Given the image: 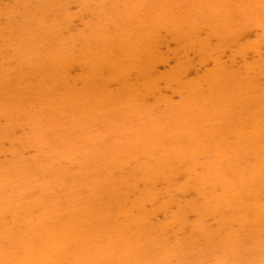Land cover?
Here are the masks:
<instances>
[{"label": "bare ground", "instance_id": "bare-ground-1", "mask_svg": "<svg viewBox=\"0 0 264 264\" xmlns=\"http://www.w3.org/2000/svg\"><path fill=\"white\" fill-rule=\"evenodd\" d=\"M59 1H58V3H59ZM131 1H134V0H131ZM131 1L129 0V2H131ZM135 1H134V3H135ZM137 1H141L139 3H142V0H137ZM149 1H151V0H149ZM159 1L155 0L154 2H158L159 5H161L160 3H162V0H159ZM168 1L169 0H167V2ZM177 1L178 0H176V2ZM182 1L179 0V2H177V5L179 6V8L181 7L180 5L183 4ZM189 1H191V0H188V2ZM192 1H191V5H193L194 2L197 3L196 2L197 0L193 1V2ZM202 1H204V0H202ZM207 1L209 2V0H207ZM221 1L222 0H220V2ZM223 1L227 2L228 0H223ZM229 1H228V3H229ZM246 1L247 0H244V2H243V0H239V1H236L237 3L234 0H233V2L231 1L234 4L236 3L235 5H232L231 2L229 4L223 3V4H225V6H226V4L228 5V7L226 6L228 9L231 5H232V7H234L233 9L231 7L230 8L233 10V11L232 10L231 11L235 13V16H236V14L240 15V16H237L238 17L237 18L234 16V14L232 12L228 14V16L232 15V18L235 17L234 22L229 20L227 16L225 19L223 17L222 18L220 17V18L222 20L224 19L225 21H227V24H229L228 23L229 21H231L232 22L231 24H233V23H236V18H237V21L239 20V17L241 18V16H242L241 13H243L245 18H244V16H242L243 17L242 19H244L243 21L245 23V19L250 16L249 12H247V11H251V9L256 10L258 6L259 7L262 6L264 9V5H261L263 3L257 2L260 0H254L255 2L249 0L248 5H246L247 4ZM261 1H263V0H261ZM66 2L70 3V1H66ZM92 2H93V0H92ZM103 2H104L103 4H105V8L107 7V9H108V6H107L105 0ZM108 2H109V0H108ZM110 2H112V0ZM113 2H118V1L114 0ZM122 2H123V0H122ZM152 2H153V0H152ZM184 2L186 3L187 0ZM210 2H212V0ZM217 2H219V1H217ZM245 2H246V4H245ZM256 2L260 3V5L257 4L256 5L257 7L255 9V7H254L255 5H252V3L256 4ZM34 3L37 4L38 1L37 2L35 1ZM46 3H49V1L48 2L46 1ZM56 3H57V1H56ZM146 3H147V1H146ZM148 3H150V2H148ZM165 3H166V1H165ZM165 3L163 2L161 6H158L156 3H154V5H153L154 8H153V6H151L152 4H146L147 6L150 5L151 8H153L154 12H152L153 10L151 8H149V10H147L148 12L145 11L149 7V6L148 7L146 6L147 8L145 9V4H144L143 9H138V8H142V7H139L136 4H134L135 9L137 8L136 11L134 10L133 7L130 6L132 4V2L128 5L129 7L126 4V6L128 8L126 6H124L125 10H127V9L129 10L130 7L133 8L134 11L131 9V12H133L132 16H129L131 13L129 14L126 11H125V13H127V14L124 15L123 10L121 11L122 15L119 14L120 9H124V8H120V9L117 8L118 13H116L117 11H115L116 10L115 7L111 8L113 10L115 9L113 12L116 14H113V15H115V16L117 14L121 15L118 24H115V23H117V21H113V23H111L112 25L114 24V26H117L116 29L114 27L112 28L110 22H108V25H109V27L111 26V28L107 27L108 30L105 27V26H108L107 24L103 25L105 28L100 26V25H99L100 27H98V25H97L95 28L91 27V29L94 28V29H92L93 32L91 33V35L88 34L89 36L86 35L87 37H85V34H84V35H82V39L81 38L75 39L74 36H71L70 38L74 37V40L71 39V40H69V42H67L68 38H63V34L61 32V30L64 29V25H66L65 24L66 22L64 20L65 18L63 19L64 22H62L60 20L63 25H59L60 23L57 22V24L59 23L58 25L55 23H48V24H44V26H43V24H41V25L38 24V22H37L38 20L36 19L37 17L36 18L32 17L33 19L35 18L34 20H32V21H35L33 23L32 27L33 26L36 27V25H34L35 23L42 27L41 28L40 26H37L38 29L40 27V32H37V33H40L38 35H40L42 40H31V39L28 40V38H30V37H28V33L30 31H28V33L26 34L27 31L26 32L23 31V30H26V27L23 28L24 27L23 26L22 29H20L21 28L20 26L18 27L20 30L23 31V34H25V35H23L19 29H17V30H19L18 33H20V34L15 35V36L13 35L15 38L19 39L20 42H22L21 40L24 41L22 43V45L19 46V48L17 46L18 44L16 45V43H13V41L14 40L17 41V39L14 38V40L11 42L12 44H14L16 46V48L13 46L14 48H12V49L18 48V51H19V54L15 53V55H16L14 58L15 61H13V62H15V64L10 63L6 67L4 62L9 63L8 61H10V60L8 58H6V59H8V61H7L5 58H3V60H5V61L4 62L2 61L3 66H0L1 67L0 68L1 69L0 70V115L1 116L5 115V117L4 116H2V117H4L5 119L7 117L8 122H9V120H11V122H12L17 117V115H18L17 113H18L19 109L24 111L22 108H24L25 105L23 106V104H24L25 100L27 99V96H30L31 97L30 98L31 99L30 100L31 106L29 107V110H28L30 115L27 113L28 116L26 115V118L29 121V123L27 125H30L31 128H30V133H29V128H28L29 134H27L25 132L26 134L23 135L24 137L19 138V139L15 138V136L13 134L15 128L13 129L12 126L11 127H12L13 131H12V129H10L11 127H8V125L6 128L4 127L5 129L4 128L1 129V130H3V129L4 130L1 131V135H0V154H2L4 152L3 148H2L3 145L1 142L3 141V139L5 141L7 139V140L11 141V142L9 141V143H11V145H10L11 147L9 149V152L11 153V155H12L11 157H13V160L16 159L15 157L18 158L19 156H21L22 158L20 159L19 162L17 160L11 162L12 159L10 158L11 163L5 167L3 165H1L3 162L2 163L0 162V204L3 205L0 207V208L3 207V209H0V264H2V262H4V264H9V262L12 263V261H10V260L8 262L5 260V259L10 258L9 257L10 252L7 253L8 248L6 249L5 244H10L11 247L15 246V247H17V249L22 250L24 252V257L21 259L18 258V264H63L62 262L64 261V259H66V260L68 259V262L71 261L72 264H86L88 261L89 262L92 261L95 264H101V262L105 261L104 258L105 257H111L114 254V252L117 251L116 249H118L119 246H121L120 247V253L123 252L125 255H127L130 252V254H132V256L135 255V257H136L135 259L132 257L133 258L132 261H134L137 259V255L139 256V254H137V255L135 254V252H134L135 248L133 250H131L133 245H134L133 243L137 242V241L136 242L133 241L135 239L134 236L135 235L138 236L137 235L138 233L136 234V232L141 231L142 226H143L142 228L144 229V232L148 230V228H145L147 226L144 227V225H146V222H149V220H151L150 218L157 213L155 211L156 207L153 208V206H156L157 204H159L158 206H161V207H158L159 211L158 210L157 211L158 212L161 211V213L164 212V215L166 214L165 210H167L170 207V203L171 204L176 203V201L173 200L174 199V195H173L174 192L180 191L183 194V193L188 192L187 189H190V191L192 190L194 195L197 194L199 196V198H201L200 201L202 202V204L201 205L199 204L200 206L195 207V206L191 205V203H190V208L195 210V212H194L195 215H196V213H198V215L200 216V217L199 216L198 217L201 218V216H205L206 214L209 216L208 213L209 212L211 213L212 210L216 211L213 209L216 205L220 206L221 204H224V203L230 204L232 202L231 200H235V197H237L235 194L230 195L231 192L233 191V188H235V186L233 185V182H230L231 180L228 181L227 179H225V174H224L225 169H223L224 168L223 166H226V168H227V166L230 167L232 165L231 167L235 170L236 164L238 163V161L240 159V155H243L245 157V160H247V159H249V157H248L249 151L253 152V154H254V160L251 159L252 161L246 162L247 165L251 164V169H253V170L249 171L250 168H248L247 170L249 172L246 171V173H244V174L242 173L243 169H242V171H240L241 175L243 174L242 181H244V177L246 178L245 174L248 175L250 173H251V176H250L251 179L254 178V180H250V183L252 181L255 182L258 178L262 179L261 178V176H262L261 172L264 171V109L261 110V114L258 115L257 118L255 117V119L251 118L249 120L250 121V123H248L249 125L244 124V122L243 123L239 122V124H236L235 126L233 124V126H234V127L232 126L233 128L232 127L227 128L226 127L227 125L225 126L226 128H223L224 127L223 125H222L223 127L221 126L222 128H219V126H217L218 128H190L189 126H187V128H181V126H180V128H170V126H169V128H162V126H160V128H147L145 126V128H141V127L140 128H104V131H103V130H100L99 128L94 129V128H90L91 126H89V127L87 126L91 122V119L89 120L88 118H91V117H89L90 116L89 111L92 110V109H90V106L91 105L93 106V104L95 105L94 108H96L97 112H98V113H96V115L94 114L95 115L94 117H97V114H99V115L111 114L108 112V109H106V107L103 106V105L108 104V103H117L118 107L122 111L121 113L123 116L129 117V118H130V116H134V115L139 116L140 114H138V111L141 108H143L142 106H140V102L144 98L143 92L147 91L149 93L153 90L154 93L152 92V94H155V91L157 93H159L160 91H159L158 83H159V81H162V78L165 79V81L164 80L163 81L165 82L167 88L170 87V84H172V82H174L176 84L177 88H179L178 92L180 93L181 98L184 99L185 104H192V107H194L195 105H197L196 104L197 102L198 103L200 102V100H199L200 97H198V95H196L200 92V88H201V87L199 88V86H200L199 82L187 83L189 89L186 90L187 86L185 88L184 85H181V82H182L181 72L182 71H180V70L174 71L171 74H168L166 76H160L156 71L157 64H159V62L161 61L160 59L163 58L159 54L160 51H159V47H158V43H159L158 41L160 38L158 37L159 35L157 34L158 33V31L156 30L157 27L159 29L160 27H163V26L165 27L167 24H169L167 26V28L169 27L168 29H170L169 30L171 33L170 37L175 38L177 41L184 39L183 42H185V39H186L188 44H186L185 46L189 45V46H187L188 48L193 46V45H197L198 47L201 46V48H202L203 47L202 45L205 44V41H204V44H202V41L199 42L200 39H198V37L196 38V36H198V33L195 31L197 29L195 27H194L193 31L196 32V34L194 33V36L196 35L195 38L198 39L197 42L195 40H193V38L191 39V37H190V35H191L190 33L193 32V31H188L189 28H191V26L189 27V25L191 23L190 24L186 23V21H188L189 18H192V16L189 17L190 12L187 11V12H189L187 14V12L186 13L184 12L186 10L183 11L184 12L183 13L184 14L183 21H185V22H183V25L178 27L177 25H174V22H173V21H176L175 23H177L176 18L178 19V17H176V14L174 12H171V8L173 7V9H174L175 8L174 5L176 3L174 4V2H173V5H172L171 0H170L169 4L168 3L165 4ZM178 3H181V4H178ZM199 3H200V1H199ZM29 4H30V2H29ZM40 4H42V3H40ZM40 4H39V8L42 7V6L40 7ZM68 4H65V5H68ZM46 5L48 7L49 4H46ZM58 5L60 6L61 4L59 3ZM97 5H98V3H97ZM110 5H111V3H110ZM112 5H113V3H112ZM112 5H111V7H112ZM169 5H172V6H170L171 7L170 11L168 8ZM191 5H189V6H191ZM202 5H201L202 7L206 6L204 4H202ZM210 5H212V6L216 5L215 7H217L216 0H214L213 4H210ZM210 5H208V6L210 7ZM218 5H220V4H218ZM221 5H222V3H221ZM102 6H99V7L95 6V8L105 9ZM165 6H168V7H166L168 10L165 8ZM212 6H211V8H212ZM225 6H223V7L226 8ZM37 7H38V5H37ZM56 7L57 6L55 5V12H56ZM120 7H122V5ZM155 7H156V10H155ZM157 7L159 9H161V11L158 9L159 14L156 12ZM184 7L185 6L183 5V9H184ZM193 7H194V5H193ZM193 7H189V8H192L191 13L194 12L195 7L194 8ZM252 7H254V8H252ZM259 7L256 11H258L260 9H261V11L263 10L262 8H259ZM64 8H66V7H63V9ZM185 8H187V6ZM199 8H198V10H199ZM220 8L221 7L219 6V7H217L218 10L217 9L216 10L218 12H220V14H221V12L223 13V11H221ZM59 9H61V8L59 7ZM228 9L226 11L230 12V11H228ZM48 10H50V8ZM205 10L206 9H204V13H205ZM256 11H253V12L255 13ZM61 12H63V11H61ZM128 12H130V11H128ZM169 12H171V15H169L171 17L167 16L169 14ZM209 12H210V10H209ZM258 12L260 13V14H257L258 16L259 15L262 16L261 14L264 13V12L261 13L260 11H258ZM52 13H54V12H52ZM226 13L224 12L221 15L224 16V14H226ZM30 14H31V12H30ZM54 14H52V16ZM57 14H58V12H57ZM101 14L103 17V15L105 16L106 12H105V14H104V12H102V13L100 12L99 15H101ZM151 14H152V16L157 14V17H156V15L154 17H152ZM220 14H219V16H220ZM16 15H18V14H16ZM42 15L43 14H41V16ZM107 15H108V13H107ZM113 15L112 16L110 15V17L108 15V17L109 18L115 17ZM119 15L117 16V18L119 17ZM182 15L180 16V18L182 17ZM191 15H193V14H191ZM211 15L212 14H210V16ZM25 16H28V15H25ZM34 16H37V15H34ZM122 16H124V17H122ZM173 16H175V17H173ZM201 16L202 15H199V17H201ZM203 16H204V14H203ZM205 16H206V13H205ZM205 16H204V18H205ZM212 16H214V15H212ZM253 16H255V14ZM253 16L251 15L250 17L252 18ZM21 17H23V16H21ZM106 17H105V19H106ZM199 17L197 19L201 20ZM215 17H216V15H215ZM229 17H231V16H229ZM59 18H61V17H59ZM96 18L98 19V17H96ZM109 18H107V19H109ZM148 18H149V21L147 20ZM204 18H203L202 22L204 21ZM209 18L210 17L208 16V18H205V19H209ZM217 18L218 17H216V19ZM12 19L10 18V20H12ZM25 19H27V17H25ZM46 19H49V18L46 17ZM107 19H106V21H108ZM112 19L114 20V18H112ZM170 19H172L173 21H171ZM255 19L252 18L251 20L257 21L256 24L258 26L259 25L258 22H261V21H258L257 19H261V17L256 18V16H255ZM42 20H40V23H44ZM102 20H104V19H102ZM169 20L171 22H169ZM224 20L222 21V24H223V22H225ZM249 20L250 19L247 18V21H249ZM262 20H263V17H262ZM30 21L26 20L27 23ZM49 21H51V20H49ZM243 21L241 24L242 27H239L240 25L239 26L236 25V24H240L238 22L235 24V28L237 27V31H238V27L242 28V31H244L248 28V24L246 23L247 28L244 27L245 29H243ZM172 22H173V24H172ZM180 22H181V20H180ZM205 22H206V20H205ZM207 22L211 26V23H210L211 21L209 20ZM214 22H217L216 25H218V21H214ZM252 22H250L249 27L252 25L251 24ZM208 23H206L207 25L204 24V26H209ZM19 24L20 23H18V25ZM197 24H196V26H197ZM227 24L225 26L230 25V24L229 25H227ZM261 24H262V22L260 23V26H261ZM12 25L15 26L14 22ZM20 25L22 26V24H20ZM194 25H192V26H194ZM213 25L216 26L215 24H213ZM29 26H31V25L29 24ZM92 26H93V24H92ZM253 26H255V22H254ZM262 26L264 27V25H262ZM10 27H11V25H10ZM32 27H28V29L32 31V29L34 28V27L33 28ZM176 27H178L177 28L178 30L182 31V34H179L177 36L175 35ZM220 27H222V26H219V29H220ZM233 27H234V25H233ZM167 28H165V29H167ZM208 28H211V27H208ZM215 28H213L212 31H211V29H208L211 31L210 32L211 34H214V36L216 35L215 34L216 29ZM235 28H234V30H235ZM38 29L36 28V30H38ZM109 29H111V30L114 29V32L109 30ZM214 29H215V31L213 33ZM219 29H217V31L221 32V30L224 29V27L221 28L220 30ZM225 29H227V28H225ZM52 30L56 31V33L54 32L55 34L54 33L52 34ZM115 30H117L116 33H115ZM159 30H161V28ZM227 30H230V29H227ZM239 30L241 31V29H239ZM34 31H35V28H34ZM88 31H90V29H88ZM240 31L236 32V33L238 34V33H240ZM31 33L30 34L33 36V32H31ZM49 33H50V35H52L50 38H49L50 35H48ZM165 33H167V32H165ZM222 33L224 34L223 31H222ZM233 33H234V31H233ZM219 34L220 33H218V35ZM234 34H233V36H234ZM237 34H235V35H237ZM230 35H232V33ZM22 36L24 38L26 36L27 40L22 39ZM134 37H137V38L135 39L136 42L134 41V43H133L132 39ZM219 37L221 38V36H218V38ZM227 37H226V39H227ZM229 37H231V36H229ZM83 38L85 39L84 42H86L87 44L84 45V43H83L84 46L78 45V46H83V47L81 48V50H79L78 54L76 55L75 54L76 53L75 52V50H76L75 42H78L81 44L82 41L79 42L77 40H80V39L83 40ZM220 38H219V41L223 40V38L222 39H220ZM231 39H233V38L231 37ZM190 40H192V41H190ZM16 41H14V42H16ZM262 41L264 42V40H262ZM187 42H185V43H187ZM224 42L227 43L226 41H224ZM233 42H234V39H233ZM235 43H236V41H235ZM221 44H222V41H221ZM2 46L0 48H3ZM78 46H77V48H78ZM7 47L10 48L9 46H7ZM7 47H5V49H3L4 52H5V50H6V52L9 51V49L8 50L6 49ZM3 50L1 49V52H3ZM244 51H246V50H244ZM15 52H17V51H15ZM241 52H239V53H241ZM12 54L14 55V52H12ZM10 55H11V53H10ZM13 55H11V56H13ZM11 56H9L10 59L14 57V56L13 57H11ZM153 56H156V57H153ZM162 60L164 61V59H162ZM76 65H77V67L78 66L81 67V69H82L81 71H80V67L78 69L82 73L78 72L80 75L78 74V76L72 77L70 75L71 74L70 69ZM220 67H223V66H220ZM254 68L255 67H253V70H254ZM78 69H77V71H78ZM214 71L216 72V70H214ZM154 72H156L160 77H158L157 75H156L157 76L156 77L154 75L156 73H154ZM219 72L220 71L218 69V72H217V74H215V76H212L209 78L210 74H208V76L206 75L208 78H205L202 80L205 81L206 85L211 86L213 84V82L217 80ZM231 72L232 71L229 72V75H231V74L233 75V73H237V72H233V73H231ZM261 72H262V70H261ZM250 73H253V72L250 71ZM246 74H248V73H246ZM232 75L230 77H234V76L238 77L239 72L237 75H234V76H232ZM220 76L226 77L228 75L226 74V76H225L224 72H223V74ZM246 78H248V77H246ZM248 79L250 80L251 78H248ZM233 80H235V79H233ZM236 80H237V78H236ZM254 80L253 81L250 80V81H252L251 83H249L247 80L246 81L252 85ZM203 82H200V83H203ZM228 82H229V80L227 81V83ZM243 82H245V80ZM257 82H255V83H257ZM112 83H115V86H116V88L113 90H111V88H110V85ZM78 84H80V86ZM228 84H226V83H224V84L222 83L221 85L216 84L217 87L215 88V86H214V88H215L214 92L210 91V93L211 92L213 94L215 93V96L211 93L213 98H215L217 96V98L221 100V98H223L222 91L226 87V85H228ZM230 84L232 85V83H230ZM242 85L243 84H241L240 87ZM251 85H249V86H251ZM255 85H257V84H255ZM234 87H235V85H234ZM209 88L212 89V87H209ZM226 88L224 89L225 91L227 90ZM244 89H245V87H244ZM256 92L257 91L254 92V95ZM28 93H29V95H27ZM141 93L143 95L142 99H141ZM248 93L249 92H247V94ZM257 94L262 95L261 92L260 93L257 92ZM147 95H150V93ZM25 97H26V99H25ZM142 102H143V100H142ZM167 104H169V103L167 102ZM21 105L23 107H21ZM220 105H222V104L220 103ZM143 106H145V105H143ZM258 106H256V107L258 108ZM254 107H252L251 109H253ZM215 108H216V106L214 107V110H215ZM208 111H213V110L209 107ZM145 112H146V110H145ZM148 112H149V110H148ZM150 112H151V109H150ZM20 114H22V112H20ZM164 114L168 115V113H166V112ZM146 115H147V113H146ZM158 116H159V114H158ZM171 116L172 115H170V118H171ZM94 117H93V119H94ZM154 117H152V118H154ZM230 117H231V115H230ZM156 118H157V116H156ZM156 118L154 120H156ZM167 118L170 119L169 117H166V119ZM16 120H14V121H16ZM88 120H89V122H88ZM154 120H153V122H154ZM172 120H173V118H172ZM14 121L12 123H14ZM23 121H24V124L21 121H18V123L21 122L20 123L21 125H25L27 123V121H25V120H23ZM80 121H82V122H80ZM159 122L160 121H158L157 123L159 124ZM10 123H8V124L10 125ZM12 123H11V125H12ZM18 123L17 124L14 123L13 125L18 126L19 125ZM152 123H150V124H152ZM157 123H155V124H157ZM147 124H145V125H147ZM5 125H6V123H5ZM102 125H103V123H102ZM171 126H172V124H171ZM104 127H105V125H104ZM154 127H156V125H154ZM165 127H167V124ZM9 130H11V133L13 132L11 134V136H9V134H10V133H8ZM27 135H29V136H27ZM54 136H55V138H54ZM30 144H32L31 147L28 146ZM27 148L33 149V153L35 154L33 157L30 156L32 158L30 163H27L30 160L28 157H26V158H28V160L27 159L24 160L23 158H25V157L22 156L23 155L22 150L27 149ZM5 151H7V150H5ZM249 156H250V153H249ZM4 157H6V156H4ZM0 158H1V156H0ZM60 159H63L62 160L63 162ZM128 159L129 160L131 159V163H132V161L135 163L132 164V166H127V167H132V168H129L127 170H132L133 165L136 164L135 169L138 172L140 171L139 172L140 174H137V176H139V180H145L146 179L148 181H153L154 179H157L158 182L161 180L166 181V182H165V184L162 183L164 185L162 186V188H160V191L158 188L155 189L157 186L156 185L154 189L153 188L149 189L152 191V193H146L145 192L146 190H136V189L134 190V188L136 186L138 187V189L141 188V186H140L141 183L138 184L139 181H134L135 180L134 178H136V176H134V178H133L134 180L132 179V177H130L132 180L131 181L132 184H133V182L134 183L136 182L135 186H131L132 184H130V182H129L131 188H130V186L128 187V188H130V191L128 190L129 193H131V194L136 193L134 195L138 194V198L136 197L137 199H135V201H133V202L130 201V203L132 202L131 205L136 209V212L133 211L132 213H130V211H129V213H128L126 207H124V205L121 204L126 209V210L125 209L124 210L127 213L126 214L124 213L125 214L124 218L126 220H123L124 218L122 219L121 216H120V219H121L120 220L118 217H116L117 216L116 213L113 215L111 213L112 210L114 211V208H113L114 204L115 203L117 204L118 201L116 200L117 202H115L114 204H111V203L115 198L118 199V197H115L114 195H117V191L120 190V188H122L121 186H123L122 184H125V182H126V185L128 184L127 183L128 178L125 177L128 174H125V176H124L122 174V172L124 170L123 169H122L123 171L121 170L122 166H125L126 163L128 162ZM0 161H1V159H0ZM4 162L6 164V160ZM60 163H63V165L65 163L67 165V169H65L64 167H63L64 169H62V170L57 169L56 166H58V164H60ZM69 165H74V167H72V166L69 167ZM75 166H76V168H75ZM73 168H75V170H77V173L72 174V172H71V174H69L70 173L69 169L72 170ZM136 170L134 171L135 173L137 172ZM116 171H119L118 172V174H119L118 178H116V176H114V173ZM244 171H245V169H244ZM73 172H75V171H73ZM66 173L69 174L72 178H70V177L68 178V176H67L66 179H69V180H66L64 183ZM135 173H133V175H136ZM115 174L117 175V173H115ZM180 175H181V177L185 178L184 179L185 183L178 185L177 179L178 178L180 179V177H178V178H176V177L180 176ZM182 175H184V176H182ZM122 176H124L126 178V181H125V178L123 179ZM234 177L235 176H233L232 178H234ZM70 179H71V182H70ZM235 179H236V177H235ZM247 179H245V181H247ZM232 181H233V179H232ZM66 182H67V184H66ZM155 183H157V182L155 181ZM260 183L263 184V182H260ZM160 184L161 183L159 182V185ZM238 184L239 183L237 181L236 185H238ZM242 184H243V182H242ZM256 184H254V185H256ZM262 184H261V187L263 186ZM55 187L58 189L57 192H55V190H56ZM257 188H258V186H257ZM6 189L10 190L11 195L5 196ZM31 190H33V191L38 190L40 195L39 196L37 195L38 191L36 192L37 194L32 191V194L34 193L35 194L34 196H38V197H36V199H35V197L30 199L29 194L31 195V193H30ZM217 190H219L220 193L216 194L215 192ZM53 191L55 194H57L56 196L54 195L55 197L52 196L54 193L52 195L51 194L47 195L48 192L52 193ZM76 191H80V192L79 193L77 192L78 193L77 194ZM262 191L260 192V195L262 193H264ZM102 192H106V193L108 192V194H106V196L108 195L106 200H104L105 198L104 199L100 198V200H99L98 196ZM111 193H113V194H111ZM238 193H237V195H238ZM242 193L244 194V196L247 195V193L245 194V191ZM239 194H241V192ZM50 195H51V197H50ZM118 195H119V193H118ZM253 195L251 197H253ZM103 196L105 197V195H103ZM119 196H121V195H119ZM131 196H130V198H131ZM157 196H159V197L157 198ZM160 196H162V197H160ZM185 196L187 198L189 197L187 195H185ZM171 197L173 199H171ZM248 197H249L248 198V200H249L250 195ZM119 198H121V197H119ZM159 198H162V199L165 198L164 201L161 199V201L164 202V204H163V202H161L163 205H160V203H157V204L155 203L157 199L160 200ZM181 198H183V197H181ZM240 198H241V196H240ZM257 198L259 200L260 197L258 196ZM127 199H128V197H127ZM244 199H246V201H248L247 198L244 197ZM244 199L242 198V200H244ZM255 199H256V197H255ZM198 200H199L198 198L195 199V201H198ZM200 201H198V202L200 203ZM126 202H128V201H126ZM61 203H64V204H61ZM234 203L236 204V202H233V204ZM108 204H111V206L110 205L109 206H110V208L112 207L113 209L112 208H111V210H110V208L107 209ZM195 204H197V203H195ZM261 204L263 205V201ZM14 205H16V207H14L15 211H16V213H13L14 216H18L19 210H20V212L24 211V213L26 214L24 217H22L20 219L17 217L16 219H19L17 221L20 224V228L22 227V224H24V226L22 228H24V227L26 228L27 234H25L24 232L23 233L21 232V236L12 235V232L14 230L13 229L14 227H12V225L10 223V221H12V220L8 219L10 221L7 222L6 221L7 218L5 216L3 217V215H5L8 212V208L9 207L13 208ZM35 205H38V206L40 205L41 209L43 210L42 215H38L36 222H34L36 217H33L32 212H28L25 209V208H27V206H29L28 207V210H29L31 208V206L33 207ZM125 205H127V204H125ZM146 205H149L151 207L150 208L151 210H148V212H146L144 209L146 207ZM182 205H184V204H182ZM262 205H261V207H259V210L262 208ZM20 206H23L25 210L19 209ZM122 206H121V208H122ZM177 206H179V205H177ZM221 206L224 207L225 205H221ZM247 206L245 205L244 208H246ZM229 207H230V205H229ZM119 208H117V209L119 210ZM159 208H161V209H159ZM216 208H217V206H216ZM186 209H188V207ZM253 209L254 208H252V210ZM109 210L111 212H109ZM121 210L119 212L124 211V210H122V211ZM130 210H131V208H130ZM240 210H241V208H238V210H236L235 208L234 209L232 208L231 211H235L237 214ZM244 211H245V209L241 210L240 213H243ZM204 212L206 214H204ZM263 212H264V210H263ZM34 213H37V212H34ZM184 213H186V212H184ZM188 213H189V211H188ZM249 213H251V212H249ZM9 214L10 215H8V216H11V212ZM220 214H224V213L220 212ZM255 214L256 215L259 214V211L256 212ZM114 215H116V216L114 217ZM189 215H191V214H189ZM189 215H188V217H185V215L183 216V217H185V221L188 218H190ZM224 215H226V214H224ZM260 215H261V213H260ZM109 216L112 217V221L109 220V218H111ZM183 217H181V218H183ZM196 217H197V215H196ZM210 217H211V215L209 216V218ZM213 217H214V215H213ZM218 217H219V214H218ZM221 217H224V216H220V218ZM241 217H243V216L241 215ZM107 218H108V221H107ZM166 218L167 217H165V219ZM174 219H176V218H174ZM195 219H197V218H195ZM201 219L203 220V218H201ZM210 219H212V218H210ZM225 219L227 220L226 221V223H227L229 220L227 219V217ZM55 220L58 222V223H55L56 226L64 227L63 223H67L65 225V227L69 228V230L68 229L67 230L70 231V233L68 234V239H67V240H69L68 243H70V245H72V249L75 248V244L77 242L80 244V246H78L76 244V248H78L77 253L76 252L73 253L74 252V250H73V252H72L73 254H71L70 253L71 248L69 247L70 248L69 249L70 255L64 253V254H66V256L67 255L68 256L63 257L64 255L61 254L60 250H62L61 248H63L62 246H63L64 242H62V244L60 245L59 248L56 247L55 245H53L54 236L52 234H51L52 236H50L49 232L51 231V228L54 225L53 222ZM152 220L154 221L155 219L153 218ZM253 220H255V219L253 218ZM17 221H15V223H17ZM180 221H182V220H180ZM183 221H184V219H183ZM196 221H198V220H196ZM199 221H200V219H199ZM221 221H222V218H221ZM223 221H224V219H223ZM152 222H151V224H152ZM154 222H156V221H154ZM234 222L232 220L231 225ZM180 223L181 222H179V224ZM204 223L201 222V225L206 226V224H204ZM206 223H208V222H206ZM91 224H96V225L91 226ZM188 224H189V222L187 223V225ZM176 225H177V222H176V224H174V227H176ZM240 225H241V223H240ZM17 226H15V227H17ZM185 226H183L182 228H185ZM203 226H202V229L201 228H199V229L203 230V228H204ZM155 227H156V225L154 226V228ZM168 227H169V225H168ZM177 227H178V225H177ZM199 227H201V226L199 225ZM233 227H235V226H233ZM236 227H238V226H236ZM20 228H18V229H20ZM130 228H132V229L130 230ZM179 228H180V226H179ZM192 228H193V226H192ZM221 228H223V227H221ZM174 229L176 230L177 228H173L172 230L175 231ZM205 229L207 231L208 228L205 227L204 230ZM188 230H190V228ZM20 231H21V229H20ZM173 231H171L170 233L171 234L174 233ZM14 232H15V230H14ZM16 232H18V231H16ZM53 232H56V231H53ZM179 232H182V230L181 231L179 230ZM186 232H187V230H186ZM186 232H184V233H186ZM245 232H246V230H245ZM164 233H166V232H164ZM167 233H169V231ZM239 233H240V231H239ZM56 234L60 235V238H61L62 233L58 232ZM148 234H151V233L149 232ZM155 234H157V233H155ZM169 235H168V237H169ZM173 235L174 234H172V238H174ZM179 235H181V234L179 233ZM146 236L150 237L147 234H146ZM151 236H152V234H151ZM155 236H158V235H155ZM231 236H233V235H231ZM231 236H230V238H231ZM64 237H66V236L64 235ZM178 237L179 236H177V238ZM209 237H207V238L209 239ZM132 238H134V239H132ZM139 238H140V236H139ZM164 238H166V240H164ZM164 238H163L164 241H167L169 239L172 240V238L168 239L166 236ZM137 239H135V240H137ZM192 239H193V237H192ZM139 240L142 241L144 239L142 238V240L141 239H139ZM180 240H182V239L180 238ZM131 241H133V243H132L133 245L131 244ZM145 241H147V238H145ZM187 242H188V238H187ZM214 242H212V243H214ZM252 242H253V240H252ZM68 243H67V245H68ZM153 243L154 242H152V244ZM159 243H163V241L159 242ZM167 243L164 245H167ZM189 243H190V241H189ZM189 243H187L186 246H188ZM192 243H193V241L189 245H192ZM139 244H142V243H139ZM149 244H148V246H149ZM175 244H176V241H175ZM180 244H178V245H180ZM70 245H68V246H70ZM73 245H74V247H73ZM170 245H171V243H170ZM10 246H8V247H10ZM134 246L137 248V244ZM175 246H176V248H178L177 245H175ZM145 247H147V246H145ZM160 247H161V244H160ZM160 247L158 248V250L160 249ZM223 247H224V245H223ZM150 248H146L147 250L149 249L148 257H150L149 255L152 254L151 253L152 247L150 246ZM155 248H157V246H155ZM168 248L169 247H167V249ZM174 248L175 247L173 246L174 251L179 249V248L178 249H176V248L174 249ZM63 249H65V247ZM181 249H182V247H181ZM225 250H226V248H225ZM165 251H167V250H164V252ZM179 251H180V249L178 250V252ZM145 252H142V253H145ZM155 252H157V251H155ZM6 253L8 255H6ZM149 253H151V254H149ZM158 253H159V251H158ZM158 253L153 255L154 258L156 255L158 256ZM161 253L162 252L160 251L159 254L161 255ZM196 253H198V252H196ZM125 255H124V257H125ZM129 255H128L127 259H130ZM7 256H8V258H6ZM115 256H116V254H115ZM144 256H145V254H144ZM178 256H180V255H178ZM237 256H238V254H237ZM140 257L141 256H139L138 259ZM173 257L175 259H177L176 258L177 256L176 257L173 256ZM188 257H189V255H188ZM101 258L104 261H102ZM164 258H167V257H164ZM123 259H125V258H123ZM127 259H126V261H127ZM161 259H160V261H161ZM182 260H184V259L182 258ZM185 260H186V258H185ZM108 261L109 260H107V262ZM132 261H130V262H132ZM141 261L143 263H137V264H148L143 259H141ZM162 261H163V259H162ZM172 261H174V260H172ZM202 261H203V259H202ZM134 262L136 263L137 260ZM134 262H132V264H134ZM157 262H158V260H157ZM198 262H201V261H198ZM227 262H228V260H227ZM104 263H106V262H104ZM65 264H68V263H65ZM88 264H91V262ZM163 264H164V262H163ZM174 264H175V261H174ZM196 264H197V262H196Z\"/></svg>", "mask_w": 264, "mask_h": 264}, {"label": "rangeland", "instance_id": "rangeland-1", "mask_svg": "<svg viewBox=\"0 0 264 264\" xmlns=\"http://www.w3.org/2000/svg\"><path fill=\"white\" fill-rule=\"evenodd\" d=\"M25 3H24V2ZM28 3H27V2ZM37 2L38 1V3L36 4V3H34V2ZM46 1L48 2L49 1V3H46ZM52 1V0H51ZM50 0H0V47L2 46L3 48H0V66H3L2 65V63L5 61V60H3V58H8L10 61H8V59H6L9 63H5L4 62V64H5V66L7 67L10 63H14L15 64V62H13V61H15V53L16 54H19V51H18V48H19V46H21L22 45V43L24 42L23 40H21L22 42H20L19 41V39H17V38H15L14 36L15 35H18V34H20V33H18L19 32V30L20 29H22V27L23 28H25L26 27V30H23L24 32H26V34L28 33V31H30L29 33H28V37H30V38H28V40H42L41 39V37H40V35H38V34H40V33H37V32H40V25L41 24H43V26H44V24H48V23H55V24H57V22H59L58 24L59 25H63L62 23H61V21L62 22H64V20H65V24L67 25H64V29L63 30H61V32H62V34H63V38H68V40H67V42H69V40H74V37H75V39L76 38H81L82 39V35H84L85 34V37H87L86 35H88V34H90L91 35V33L93 32L92 31V29H94L97 25H98V27H100V26H102V27H104L103 25H108V22H110V24L111 23H113V21H117V23H115V24H118V22H119V20H120V17H121V15H122V13H121V11L123 10V12H124V15L125 14H127V13H131L129 16H132V13L133 12H131V9L133 10V8H134V10L136 11L137 10V8L135 9V7H134V4H136L137 6H139V7H142V8H138V9H143L144 8V4L146 3V1H147V3L146 4H152L151 6H153L154 5V3H156L158 6H161L162 5V3L164 2L165 3V1H166V3H168L169 4V2H170V0L167 2V0H162V3H160L161 5H159V3L158 2H154L155 0H153V2H152V0L151 1H149V0H142V3H139V2H141V1H135V3H134V1H131L132 2V4L130 5L131 7H133V8H131L130 7V9L128 10H125V8H124V6H126V4H127V6L131 3V2H129V0H123V2H122V0L120 1V0H116V1H118V2H113L114 0H112V2H110L111 0H109V2H108V0L106 1L105 0V2H106V4H107V6H108V9H107V7L105 8V4H103L104 2V0H93V2H92V0H53L52 2H51ZM55 1V2H54ZM56 1H57V3H56ZM58 1H59V3L61 4L60 6L58 5L59 3H58ZM66 1H70V3L68 4ZM156 1H159V0H156ZM182 1V0H181ZM184 1H186V0H183L182 2H183V4L182 5H180L181 7L179 8V6L177 5V2H179V0L176 2V0L174 1H172L171 0V4L173 5V2H174V7L177 9H173V7L171 8L170 6H172V5H169V7L168 6H165V8L166 7H168L169 8V11H170V8H171V12H174L175 14H176V17H178V19L176 18V20H177V23L179 24H177V23H175L176 21H173L172 19H170L171 21H173L174 22V25H177L178 27L179 26H181V25H183V22H185V21H183V16H184V12L186 13L187 11H189V12H187V14L189 13V17L190 16H192V18H189L188 19V21H186V23H188V24H190L189 25V27L191 26V28H189V30L188 31H193L194 30V27L195 28H197L195 31L198 33V36H196V38L198 37V39H200V41L199 42H201L202 41V44H204V41H205V44L204 45H202L203 47L201 48V46L200 47H198L197 45H193V46H191V47H187V46H189V45H187V46H185L186 44H188V42H187V40L185 39V42H187V43H185V42H183V40L184 39H181V40H179V41H177L175 38H172V37H170V35H171V33H170V29H168L167 28V26L169 25V24H167L165 27L163 26V27H160L161 28V30H159L158 29V27L156 28V30L158 31V37L160 38L159 39V43H158V47H159V51H160V56L161 57H163L162 59H164V61L162 60V59H160L158 62H159V64H157V67H156V71H157V73L160 75V76H166V75H168V74H171L172 72H174V71H182L181 72V79H182V82H181V85H184V87L186 88V86H187V88H186V90H188L189 88H188V84L187 83H195V82H199V84H200V86H199V88H200V92L198 93V94H196V95H198V97H200L199 98V100H200V102L198 103H196L197 105H195L194 107H192V104H185V101H184V99L183 98H181V95H180V93L178 92V90H179V88H177V86H176V84L174 83V82H172V84H170V87L169 88H167L166 87V84H165V79H163L162 78V81L164 82H162V81H159V83H158V85H159V93H157L156 91H155V94H152V92L154 93V91L152 90L151 92H149L150 93V95H147V94H149L147 91H145L143 88V90L147 93H145V92H143V94H144V96L142 95V93H141V99H142V96L145 98H143L142 100H143V102H142V100H141V102H140V106H142L143 108H141L139 111H138V114H140L139 116H136V115H134V116H130V118L129 117H126V116H123L122 115V111H121V109L118 107V104L117 103H108V104H105V105H103V106H105L106 107V109H108V112L109 113H111V114H108V115H99V114H97V117H94L95 115H96V113H98L97 112V109L96 108H94L95 107V105L93 104V106L91 105L90 106V109H92V110H90L89 111V114H90V116L89 117H91V118H88L89 120L91 119V122L87 125L88 127L89 126H91L90 128H99L100 130H103L104 131V128H145V126L147 127V128H160V126H162V128H169V126H170V128H180V126H181V128H187V126H189L190 128H218L217 126H219V128H222L223 126V128H229V127H232L233 126V124H234V126L236 125V124H239V122H241V123H243L244 122V124H248V123H250V119L251 118H253V119H255V117L257 118V116L258 115H260L261 114V110H263L264 109V42L262 41V40H264V27L262 26V25H264V13L263 14H261L262 16H258L257 14H260L258 11H260L261 13L262 12H264L263 10V7L262 6H258L259 8H262L263 10L261 11V9L260 10H258V11H256L257 9H258V7L256 6L257 4H259L260 5V3L262 2L263 4H261V5H264V0L263 1H257V2H260V3H257L256 2V4L254 3H252V5H255L254 7H255V9H256V7H257V9L256 10H252L251 8V11H247V12H249V15L251 16H253L254 14H255V16H256V18H260L261 17V19H257L258 21H261L262 22V24H261V26H260V23L261 22H258V26H257V21H253V20H251L252 18L253 19H255V16H253L252 18L249 16V17H247V18H249L250 20L249 21H247V18L245 19V23H244V19H242L243 17L242 16H244V14L243 13H241L242 14V16H241V18L239 17V20L237 21V16H240V15H238V14H236V16H235V13L234 12H232L233 10V8L234 7H232V5H235L237 2L236 1H239V0H234L236 3L234 4V3H232L233 2V0H228L229 1V3L231 2V8L229 7V9L227 8L228 7V5L226 4V6H225V4H223V3H228V1L227 2H225V1H221L220 2V0H216V3H217V7H221L220 9H221V11H223V13L225 12H227L226 10L228 9V11H230V12H227L226 14H224V16H222L221 14H223L222 12H221V14H220V12H218L217 10V7H215L214 5L212 6V5H210V4H213V2H214V0H212V2H210L211 0H209V2L207 1V0H204V1H202V0H193V1H196L197 3H193V5H194V7H195V9H194V12L193 13H191L192 12V8H189V7H193V5H191V1H189L188 2V0H187V2L189 3H185ZM192 1V2H193ZM199 1H200V3H199ZM206 1V2H205ZM217 1H219V2H217ZM251 1H253V2H255L254 0H251ZM29 2H30V4H29ZM33 2V3H32ZM42 3V4H40V3ZM98 3V5L99 6H102L103 8H105V9H100V8H95V6H97V7H99L98 5H97V3ZM100 2V3H99ZM125 2V3H124ZM145 2V3H144ZM148 2H150V3H148ZM160 2V1H159ZM181 2V3H182ZM243 2H244V0H243ZM246 2H247V4H246ZM245 2V4L246 5H248V3H249V0H247ZM27 3V4H26ZM54 3V4H53ZM110 3H111V5H112V3H113V5H112V7H111V5H110ZM118 3V4H117ZM120 3V4H119ZM123 3V4H122ZM165 3V4H166ZM181 3H178V4H181ZM185 3V4H184ZM221 3H222V5H221ZM228 3V4H229ZM25 4V5H24ZM39 4H40V7L41 8H39ZM46 4H49L48 5V7H47V5ZM52 6H51V5ZM65 4H68V5H65ZM117 4V5H116ZM145 4V11H147V10H149V8H151V6L150 5H146ZM155 4V5H156ZM164 4V5H165ZM167 4V5H168ZM187 4V5H186ZM202 4H204V5H206V6H204V7H202L203 5ZM215 4V3H214ZM218 4H220V5H218ZM29 5V6H28ZM37 5H38V7H37ZM55 5L57 6L56 7V12H55ZM63 5V6H62ZM122 5V7H120ZM133 5V6H132ZM183 5L186 7L187 6V8H185L184 7V9H183ZM189 5H191V6H189ZM202 5V6H201ZM208 5H210V7L208 6ZM251 5V6H252ZM25 6V7H24ZM110 6V7H109ZM126 6V7H127ZM147 6V7H146ZM178 6V7H177ZM211 6H212V8H211ZM223 6H225L226 8H224ZM28 7V8H27ZM59 7L61 8V9H59ZM63 7H66V8H64L63 9ZM116 8V10L115 11H117L116 13H118V9H120V8H124V9H120V12H119V14H121V15H119V14H117L116 16L115 15H113V14H116V13H114L113 11V9H111V8ZM129 7V6H128ZM127 7V8H128ZM193 7V8H194ZM200 7V8H199ZM223 7V8H222ZM254 7H252V8H254ZM50 8V10H48ZM88 8V9H87ZM118 8V9H117ZM153 8H154V6H153ZM153 8H151L152 10H153ZM182 8V9H181ZM198 8H199V10H198ZM42 11H41V10ZM60 11H59V10ZM86 9V10H85ZM150 9V10H151ZM158 7H157V13H158ZM167 9V8H166ZM181 9V10H180ZM190 9V10H189ZM204 9H206L205 10V13H206V16H205V13H204ZM217 9V10H216ZM219 9V10H220ZM223 9V10H222ZM95 12H94V11ZM100 10V11H99ZM108 10V11H107ZM133 10V11H134ZM155 10H156V7H155ZM160 11H161V9H159ZM168 10V9H167ZM166 10V11H167ZM180 10V11H179ZM184 10H186V11H184ZM202 10V11H201ZM209 10H210V12H209ZM225 10V11H224ZM232 10V11H231ZM48 11V12H47ZM61 11H63V12H61ZM92 11V12H91ZM112 11V12H111ZM125 11L127 12V13H125ZM128 11H130V12H128ZM144 11V12H145ZM177 11V12H176ZM184 11V12H183ZM201 11V12H200ZM253 11H256L255 13L253 12ZM30 12H31V14H30ZM33 12V13H32ZM35 12V13H34ZM52 12H54V13H52ZM57 12H58V14H57ZM100 12L102 13V12H104V14H105V12H106V14H105V16L103 15V17H102V14L101 15H99L100 14ZM148 12V11H147ZM152 12H154V10L152 11ZM151 12V13H152ZM171 12H169V14L167 15V16H169V15H171ZM233 13L234 14V16L235 17H237L236 18V23L238 22V23H240V24H236V23H233V24H231L232 22H234L235 20H234V18L235 17H233L232 18V15H229V16H231V17H229L228 16V14L229 13ZM251 12V13H250ZM8 13V14H7ZM43 14L42 16H41V14ZM51 13V14H50ZM61 13V14H60ZM63 13V14H62ZM93 13V14H92ZM99 13V14H98ZM107 13H108V15H109V17H110V15L112 16H115V17H111V18H109L108 17V15H107ZM150 13V12H149ZM164 13V12H163ZM173 13V14H174ZM178 13V14H177ZM220 14V16H219V14ZM239 13V14H240ZM254 13V14H253ZM16 14H18V15H16ZM22 14V15H21ZM28 15V16H25V15ZM39 14V15H38ZM52 14H54L53 16H52ZM86 14V15H85ZM92 14V15H91ZM136 14V13H135ZM134 14V15H135ZM159 14V13H158ZM162 14V13H161ZM180 14V15H179ZM183 14V15H182ZM191 14H193V15H191ZM203 14H204V16H205V18H208V16L211 18H209V19H205L204 18V16H203ZM210 14H212V15H214V16H210ZM12 15V16H11ZM30 15V16H29ZM33 15V16H32ZM34 15H37V16H34ZM52 17H51V16ZM62 15V16H61ZM95 15V16H94ZM119 15V17L117 18V16ZM154 15V14H153ZM156 15V17H157V14H155ZM154 15V16H155ZM163 15V14H162ZM182 15V17L180 18V16ZM199 15H202L201 17H199ZM215 15H216V17H218L217 19H216V17H215ZM246 15V14H245ZM21 16H23V17H21ZM50 16V17H49ZM94 16V17H93ZM107 16V17H106ZM151 16H152V14H151ZM154 16H152V17H154ZM159 16V15H158ZM161 16V15H160ZM226 16L228 17V19L229 20H231V21H229L228 23L230 24H227V21H225L224 19L226 18ZM258 16V17H257ZM25 17H27V19H25ZM29 17V18H28ZM32 17H37L36 19L38 20H36L37 22H38V24H40V25H38V24H34V25H36V27L35 26H33L34 28H35V31H34V28L32 27V25H33V23L35 22V21H32V20H34ZM40 17V18H39ZM46 17L47 18H49V19H46ZM59 17H61V18H59ZM96 17H98V19L96 18ZM105 17H106V19L107 18H109V19H107L108 21H106V19H105ZM122 17H124V16H122ZM169 17H171V16H169ZM173 17H175V16H173ZM200 18L201 20H198L197 18ZM223 17L224 19V21L225 22H223V24H222V19L221 18ZM262 17H263V20H262ZM10 18L12 19V20H10ZM32 18V19H31ZM55 20H54V19ZM59 18V19H58ZM65 18V19H64ZM112 18H114V20L112 19ZM180 18V19H179ZM203 18H204V21L202 22V20H203ZM244 18H245V16H244ZM43 19V20H42ZM59 21H58V20ZM64 19V20H63ZM102 19H104V20H102ZM216 19V20H215ZM222 21H221V20ZM233 19V20H232ZM241 19V20H240ZM18 20V21H17ZM26 20L27 21H30V22H26ZM40 20H42L44 23H40ZM49 20H51V21H49ZM61 20V21H60ZM148 21H149V18L147 19ZM169 20V22H171ZM180 20H181V22H180ZM205 20H206V22H205ZM211 21L210 23H211V26L209 25V23L207 22V21ZM221 22H220V21ZM256 20V19H255ZM17 21V22H16ZM20 21V22H19ZM97 21V22H96ZM100 21V22H99ZM103 23H102V22ZM112 21V22H111ZM199 21V22H198ZM201 21V22H200ZM213 21V22H212ZM214 21H218V25H216V23L217 22H214ZM242 21H243V29H245L244 27H246V25L248 24V28L246 29V30H244V31H242V28H239V27H242L241 26V24H242ZM253 21V22H252ZM10 22V23H9ZM13 22H14V24H15V26L14 25H12L13 24ZM107 22V23H106ZM173 22H172V24H173ZM205 22V23H204ZM220 22V23H219ZM250 22H252L251 24V26L249 27V25H250ZM254 22H255V26H253V24H254ZM12 23V24H11ZM18 23H20V24H22V26L19 24L18 25ZM95 23V24H94ZM98 23V24H97ZM198 23V24H197ZM206 23H208V25L209 26H204V24H206ZM215 24L216 26H214L213 24ZM227 25H229V26H225L226 24ZM247 23V24H246ZM10 24L11 25V27H10V25L8 26V25ZM27 24V25H26ZM29 24L31 25V26H29ZM57 24V25H58ZM92 24H93V26H92ZM102 24V25H101ZM195 24V25H194ZM196 24H197V26L199 27H197L196 26ZM200 24V25H199ZM235 24L237 25V26H239L238 27V31H237V27L235 28ZM245 24V25H244ZM18 25V26H17ZM95 25V26H94ZM100 25V26H99ZM192 25H194V26H192ZM202 25V26H201ZM207 25V24H206ZM213 25V26H212ZM232 25V26H231ZM233 25H234V27H233ZM5 26V27H4ZM14 26V27H13ZM17 26V27H16ZM21 27L20 29L18 28V27ZM37 26H40L39 27V29H38V27ZM90 26V27H89ZM111 26H112V28L114 27L115 29L117 28V26H114V24L112 25L111 24ZM111 26L109 27V25L108 26H105L106 27V29L108 30V28L107 27H109V28H111ZM218 26V27H217ZM219 26H222V27H220V29L221 28H223L224 27V29H222L221 30V32L219 31H217V29H219ZM253 26V27H252ZM9 27V28H8ZM16 27V28H15ZM28 27H32L33 29H32V31L31 30H29L28 29ZM91 27H94V28H92L91 29ZM104 27V28H105ZM178 27H176V32H175V35L177 36V35H179V34H182V31H180V30H178L177 28ZM207 27V28H206ZM208 27H211V28H208ZM215 28L216 29V31H215V29L213 30V33H214V31L216 32L215 34V36H214V34H211L210 32L212 31V29L213 28ZM260 27V28H259ZM36 28L39 30H36ZM42 28V27H41ZM68 28V29H67ZM165 28H167V29H165ZM205 28V29H204ZM225 28H227V29H230V30H227V29H225ZM234 28H235V30H234ZM17 29H19V30H17ZM88 29H90V31H88ZM203 29V30H202ZM208 29H211V31L210 30H208ZM219 29V30H220ZM239 29H241V31L239 30ZM109 30H111V29H109ZM198 30V31H197ZM21 32H22V34H23V31L22 30H20ZM111 31H113L114 32V29L113 30H111ZM116 31L117 30H115V33H116ZM136 31V30H135ZM195 31H193L192 33H190L191 35H190V37H191V39L193 38V40H195L196 42H197V40L198 39H196L195 38V36H194V33L196 34V32ZM222 31L224 32V34L222 33ZM232 31V32H231ZM233 31H234V33L235 34H237L236 32H239L240 31V33H238L237 35H235L234 33H233ZM31 32H33V36L31 35L32 33ZM56 33V31H54V30H52V34L53 33ZM89 32V33H88ZM165 32H167V33H165ZM232 33V35H230L231 33ZM31 33V34H30ZM54 33V34H55ZM160 33V34H159ZM208 33V34H207ZM218 33H220L219 35H218ZM35 34V35H34ZM37 34V35H36ZM193 34V35H192ZM211 36H210V35ZM228 36H226V35ZM233 34H234V36H233ZM14 35V36H13ZM23 35H25V34H23ZM48 35H50V33L48 34ZM209 35V36H208ZM213 35V36H212ZM225 37H224V36ZM27 36V35H26ZM25 36V38L22 36V39H26L27 37ZM52 35H50L49 36V38L51 37ZM54 36V35H53ZM65 36V37H64ZM71 36H74V37H72V38H70ZM89 36V35H88ZM194 36V37H193ZM218 36H221V38L220 39H222L223 38V40H221L222 41V44H221V41H219V38H218ZM229 36H231L233 39H234V42H233V39H231V37H229ZM13 37V38H12ZM138 37V36H137ZM137 37H134L133 39H132V42L134 43V41L136 42V38ZM226 37H227V39H226ZM236 37V38H235ZM261 37V38H260ZM14 38L15 39H17V41L16 40H14ZM43 38V37H42ZM229 38V39H228ZM260 38V39H259ZM263 38V39H262ZM77 40V41H79V42H81V44L80 43H78V42H75V46H76V50H75V54L77 55L78 54V52H79V50H81V48L84 46V45H86L87 43L86 42H84L85 41V39L83 38V40ZM259 39V40H258ZM16 41V42H14V41ZM27 40V39H26ZM87 40V39H86ZM229 42H228V41ZM231 40V41H230ZM8 41V42H7ZM13 41V43H16V45L18 46V48L17 49H12V48H16V46L14 45V44H12L11 42ZM190 41H192V40H190ZM224 41H226L227 43H225ZM235 41H236V43H235ZM232 42V43H231ZM263 42V43H262ZM77 43V44H76ZM83 43H84V45H83ZM185 43V44H184ZM225 43V44H224ZM5 45V46H4ZM9 46L10 48H8L7 46ZM78 45H83V46H78ZM14 46V47H13ZM77 46H78V48H77ZM251 46V47H250ZM5 47H7L6 49L8 50L9 49V51L8 52H6V50H5V52H4V50L3 49H5ZM235 47V48H234ZM21 48V47H20ZM193 48V49H192ZM247 48V49H246ZM1 49L3 50V52H1ZM203 49V50H202ZM240 49V50H239ZM253 49V50H252ZM244 50H246V51H244ZM15 51H17V52H15ZM220 51V52H219ZM242 51V52H241ZM12 52H14V55L12 54ZM239 52H241V53H239ZM7 53V54H6ZM10 53H11V55H13V56H11L10 55ZM5 55V56H4ZM9 56H11V57H13V58H9ZM153 57H156V56H153ZM237 58V59H236ZM180 59V60H179ZM3 61V62H2ZM218 62V63H217ZM254 66H253V65ZM255 67L254 68V70H253V67ZM219 66V67H218ZM220 66H223V67H220ZM252 68H251V67ZM75 67V68H74ZM73 68H71L70 70H71V76L73 77V76H78V74L79 73H82V72H80L82 69H81V67L80 66H78L77 67V65L76 66H74ZM77 67V68H76ZM80 67V71H79V68ZM184 67V68H183ZM263 67V68H262ZM1 68V67H0ZM77 69H78V71H77ZM218 69H219V71L221 72H219L218 73V78H217V80L216 81H214L213 82V84L211 85V86H208V85H206V83H205V81L204 80H202V79H205V78H208L207 76H208V74H210L209 75V78L210 77H212V76H215V74H217V72H218ZM245 69V70H244ZM1 70V69H0ZM74 70V71H73ZM214 70H216V72L214 71ZM227 70V71H226ZM261 70H262V72H261ZM84 71V70H83ZM230 71H232L231 73H233V72H237V73H233V75L232 76H234V75H237L238 74V72H239V76L238 77H236V76H234V77H230L231 75H229V72ZM250 71L251 72H253V73H250ZM74 72V73H73ZM79 72V73H78ZM223 72H224V75L226 76V74L229 76H226V77H223V76H220V75H222L223 74ZM228 72V73H227ZM154 73H156V72H154ZM154 74L155 76L157 75L158 77H160L158 74ZM244 73V74H243ZM246 73H248V74H246ZM250 73V74H249ZM259 73V74H258ZM246 74V75H245ZM252 74V75H251ZM80 75V74H79ZM207 75V76H206ZM156 76V77H157ZM250 76V77H249ZM252 76V77H251ZM246 77H248V78H251L250 80H254V84L252 83V85L251 84H249V83H251L252 81H250L248 78H246ZM257 79H256V78ZM236 78H237V80H236ZM233 79H235V80H233ZM245 80V82H243L244 80ZM226 82H225V81ZM229 80V82L230 83H232V85L229 83H227V81ZM243 80V81H242ZM249 82H247V81ZM204 81V82H203ZM236 83H235V82ZM242 81V82H241ZM258 81V82H257ZM200 82H203V83H200ZM241 82V83H240ZM255 82H257V83H255ZM224 84V83H226V84H228V85H226V91L223 89V91H222V94H223V98H221V100L220 99H218L217 98V96L215 97V98H213V96L211 95V93L212 92H214V90H215V88L217 87V85H221V84ZM235 83V84H234ZM245 83V84H244ZM247 83V84H246ZM259 83V84H258ZM114 84V85H113ZM217 84V85H216ZM241 84H243L241 87H240V85ZM251 85V86H249V85ZM255 84H257V85H255ZM79 86H80V84H78ZM234 85H235V87H234ZM245 85V86H244ZM248 85V86H247ZM255 85V86H254ZM260 85V86H259ZM214 86H215V88H214ZM209 87H212V89L211 88H209ZM244 87H245V89H244ZM249 87V88H248ZM110 88H111V90H113V89H115L116 88V86H115V83H112L111 85H110ZM109 88V89H110ZM209 88V89H208ZM262 88V89H261ZM248 89V90H247ZM254 90V91H253ZM263 90V91H262ZM203 91V92H202ZM205 91V92H204ZM210 91H212L211 93H210ZM251 92L250 94L248 93L247 94V92ZM255 91H257V92H261L262 93V95H260V94H257V92L255 93V95H254V92ZM142 92V91H141ZM246 92V93H245ZM146 94V95H145ZM213 94V93H212ZM27 95H29V93L27 94ZM214 96H215V93L213 94ZM257 95V96H256ZM147 96V97H146ZM31 97L30 96H27V99L29 100H27L26 99V97H25V102H24V104H23V106H24V108H22L24 111H22L21 109H19V111H18V115H17V117L14 119V120H16V121H14V123L15 124H17L18 123V121H21V122H23V124H24V121L23 120H25V121H27V123L25 124V125H21L20 123L21 122H19L18 124V126L16 125V126H14L13 124L14 123H12L11 122V120H9V122H8V119H7V117H6V119L4 118L5 117V115H2V116H4V117H2L1 115H0V135H1V131H3L6 127H7V125H8V127H13V129H14V136H15V138L16 139H19V138H23L24 136L23 135H25L26 133L27 134H29L30 133V128H31V126L30 125H27L28 123H29V121L27 120V118H26V115H27V113L29 114V107L31 106V99H30ZM151 99V100H150ZM244 100V101H243ZM262 100V101H261ZM27 101V102H26ZM169 103V104H167V102ZM166 102V103H165ZM212 102V103H211ZM220 103L222 104V105H220ZM261 103V104H260ZM207 104V105H206ZM259 106H258V105ZM263 104V105H262ZM143 105H145V106H143ZM246 105V106H245ZM258 106V108L256 107V106ZM22 105H21V107H23ZM216 106V108H215V110H214V107ZM245 106V107H244ZM255 106V107H254ZM26 107V108H25ZM211 108L213 111H208V108ZM252 107H254L253 109H251ZM28 108V109H27ZM27 109V110H26ZM150 109H151V112H150ZM228 109V110H227ZM145 110H146V112H145ZM148 110H149V112H148ZM235 111V112H234ZM20 112H22V114L24 115H22V114H20ZM92 112V113H91ZM94 112V113H93ZM168 113V115H166V114H164V113ZM146 113H147V115H146ZM92 114V115H91ZM95 114V115H94ZM154 114V115H153ZM158 114H159V116H158ZM231 115V117H230V115ZM30 115V114H29ZM153 115V116H152ZM165 115V116H164ZM170 115H172L171 116V118H170ZM195 115V116H194ZM229 115V116H228ZM28 116V115H27ZM155 116V117H154ZM156 116H157V118H156ZM93 117H94V119H93ZM152 117H154V118H152ZM166 117H169L170 119H166ZM98 118V119H97ZM156 118V120H154ZM160 118V119H159ZM172 118H173V120H172ZM175 118V119H174ZM22 119V120H21ZM80 119V118H79ZM166 119V120H165ZM234 119V120H233ZM49 120V119H48ZM89 120H88V122H89ZM153 120H154V122H153ZM170 120V121H169ZM176 122H175V121ZM151 121V122H150ZM158 121H160L159 122V124L157 123ZM162 121V122H161ZM249 121V122H248ZM263 121V120H262ZM12 123V125H11V123ZM80 122H82V121H80ZM79 122V123H80ZM154 124H153V123ZM170 122V123H169ZM5 123H6V125H5ZM8 123H10V125L8 124ZM102 123H103V125H102ZM148 123V124H147ZM150 123H152V124H150ZM155 123H157V124H155ZM81 124V123H80ZM145 124H147V125H145ZM150 124V125H149ZM164 124V125H163ZM166 124H167V127H165L166 126ZM171 124H172V126H171ZM104 125H105V127H104ZM154 125H156V127H154ZM176 125V126H175ZM223 125V126H222ZM227 125V126H226ZM249 125V124H248ZM30 126V127H29ZM80 126V125H79ZM98 126V127H97ZM117 126V127H116ZM144 126V127H143ZM222 126V127H221ZM226 126V127H225ZM233 126V127H234ZM5 127V128H4ZM12 127L10 128V129H12ZM232 127V128H233ZM2 128H4L3 130H1ZM28 128H29V133H28ZM13 129H12V131H13ZM73 130V129H72ZM26 132V133H25ZM73 132V131H72ZM8 133H10L9 134V136H11V130H9V132ZM17 133V134H16ZM27 136H29V135H27ZM54 138H55V136H54ZM9 141L10 140H7L6 139V141L3 139V141L1 142L2 143V148H3V153L2 154H0V156H1V165H3L4 167L5 166H7L8 164H10L11 162H13V161H15V160H17L18 162L20 161V159L22 158L21 156H19L18 158L17 157H15L16 159H14L13 160V157H11L12 155H11V153L9 152V149H10V145H11V143H9ZM5 142V143H4ZM11 142V141H10ZM31 145L32 144H30V145H28V146H30L31 147ZM18 146V145H17ZM5 150H7V151H5ZM29 151V152H28ZM22 153H23V155L22 156H24L25 158H23L24 160L25 159H27L28 160V158L30 159L29 160V162H27V163H30V161H31V157H33L35 154L33 153V149H31V148H27V149H24V150H22ZM249 153H250V156H249ZM249 153H248V157H249V159H247V160H245V157L243 156V155H240V159H239V161H238V163L236 164V167H235V170L230 166V167H228L227 166V168H226V166H223L224 168L223 169H225L224 170V174H225V179H227L228 181H230V182H233V185L235 186V188H233V191L231 192V194L230 195H232V194H235L237 197H235V200H231L232 202L230 203V204H221V205H225L224 207H222L221 205V207L219 206V205H216L217 206V208H216V206L213 208L214 210H216V211H211V213L209 212L208 214H209V216L211 215V217L210 218H212V219H210L209 218V216L204 212V214H206L205 216L207 217H205V216H201V218H203V220L201 219V218H199L200 216L198 215V213H196V215H197V217H196V215H195V210H193L192 208H190V203H191V205H193V206H195V207H197V206H200L201 204H202V202L200 201L201 200V198H199V196L196 194V195H194V193L192 192V190L190 191V189H187V191L188 192H186V193H183L182 194V192H180V191H176V192H174L173 193V195H174V199L171 197V199H173V200H175L176 201V203H173V204H171L170 203V207L167 209V210H165V212H166V214L164 215V212H162L161 213V211L160 212H158L159 210H158V207H161V206H158L159 204H157V203H160V205H163L164 204V199H162V198H159L160 200H156V206H153V208L154 207H156L155 208V211L157 212L154 216H152L150 219L151 220H149V222H146V225H144V227L145 226H147V227H145V228H148V230L147 231H145L144 232V229L141 227V231H138V232H136V234L138 235V236H134V238L135 239H137V240H135L134 238H132V239H134L133 241L134 242H136V243H133V241H131V244L133 243L134 245H136L137 244V248L133 245V247H132V249L131 250H133L134 248H135V250H134V252H135V254L137 255V254H139V256H141L139 259H138V255H137V262L135 263L134 261H136V260H134V261H132V259L134 258H136L135 257V255H133L132 256V254H130V252L127 254V255H125L123 252H121L120 253V247L121 246H119L118 247V249H116L117 251H115L114 252V254L111 256V257H105L104 258V260L101 258V260L102 261H104V262H106V263H104V262H101V264L103 263V264H132V262H134V264H137V263H143L142 261H141V259H143L144 261H146L148 264H163V262H164V264H174V261H175V264H191L192 262V264H196V262H197V264H264V212H263V210H264V193H262L261 195H260V192L262 191V192H264V171L263 172H261V178L262 179H260V178H258L255 182H251L250 183V180H254V178H252L251 179V173L250 174H248V175H246L245 174V176H246V178L244 177V181H245V179H247V181H242V176H243V174L244 173H246V171H248L247 169L248 168H250L251 169V164H249V165H247V161L249 162V161H252V160H254V154H253V152H251V151H249ZM241 154V153H240ZM4 156H6V157H4ZM31 156V157H30ZM26 157H28V158H26ZM12 159V161H11V159ZM252 159V160H251ZM6 160V164H5V161ZM61 161L63 160V159H60ZM11 161V162H10ZM17 162V163H18ZM63 162V161H62ZM135 162H133L132 161V163H131V159L129 160L128 159V162L126 163V165L125 166H122V168H121V170L123 171L122 172V174L125 176V174H130L129 176L127 175V176H125L126 178H128L127 179V185H126V182H125V184H122L123 186H121L122 188H120V190H118L117 191V195H114L115 197H118V199L117 198H115L113 201H112V203L111 204H114L115 202H117V204L115 205L114 204V206H113V208H114V211L112 210V212L110 211L111 210V208H110V206H111V204H108V206H107V209H109L110 208V210H109V212H111L112 213V215L113 214H115L116 213V215H114V217L116 216V217H118L119 219H120V216H121V218L123 219L124 217H125V214L127 213L125 210L127 209V211H128V213H129V211H130V213H132L133 211L134 212H136V209L131 205V203L133 202V201H135V199H137L138 198V194L137 195H134V194H136V193H129V191H130V188H131V186H135V183L133 182V184H132V180H131V178L130 177H132V179L134 178V176H136V178H134L133 180L134 181H139L138 182V184L139 183H141L140 184V186H141V188H139L138 189V187L136 186L135 188H134V190L136 189V190H146L145 192L146 193H152V191L151 190H149V189H154L155 188V186H156V188L155 189H159V191H160V188H162V186L165 184V182L166 181H163V180H161V181H159L161 184L159 185V182H158V180L157 179H154L153 181H148V180H139V176H137V174H140L135 168H136V164L135 165H133V169L132 170H127V169H129V168H132V167H127V166H132V164H134ZM60 165V166H59ZM74 167V165H69V167ZM62 167V168H61ZM67 169V165L64 163V165H63V163H60V164H58V166H56V168L57 169ZM127 167V168H126ZM75 168H76V166H75ZM75 168H73L72 170H70L69 169V171H70V173L69 174H71V172H72V174L73 173H77V170H75ZM242 169H243V171H242ZM244 169H245V171H244ZM249 169V171H252L253 169H251L250 170ZM137 171L136 173L134 172V171ZM28 171V170H27ZM30 171V170H29ZM73 171H75V172H73ZM129 171V172H128ZM240 171H242V175H241V172ZM248 171V172H249ZM118 172L119 171H116L115 173H117V175L114 173V176H116V178H118V176H119V174H118ZM68 173V172H67ZM66 173V176H65V179H64V183H65V181L66 180H69V179H66L67 178V176H68V178L70 177V178H72L69 174H67ZM133 173H135L136 175H133ZM132 174V175H131ZM124 176H122L123 177V179L125 178ZM182 176H184V175H182ZM233 176H235L236 177V179H235V177L234 178H232ZM178 177H180V179L178 178ZM115 178V177H114ZM126 178H125V181H126ZM176 178H178L177 179V183H178V185H181V184H183V183H185L184 182V177H181V175L180 176H177ZM232 179H233V181H232ZM62 180V179H61ZM180 180V181H179ZM155 181L157 182V183H155ZM163 181V182H162ZM237 181H238V185H236V183H237ZM243 182V184H242V182ZM70 182H71V179H70ZM129 182H130V184H132L131 186H130V184H129ZM260 182H263V184L262 183H260ZM162 183H164V184H162ZM247 183V184H246ZM257 183V184H256ZM66 184H67V182H66ZM69 184V183H68ZM146 184V185H145ZM153 184V185H152ZM254 184H256V185H254ZM259 184V185H258ZM261 184L263 185L262 187H261ZM130 186V188H128ZM139 186V185H138ZM139 186V187H140ZM146 186V187H145ZM152 186V187H151ZM160 186V187H159ZM257 186H258V188H257ZM238 187V188H237ZM56 188V187H55ZM115 188V187H114ZM124 188V189H123ZM116 189V188H115ZM123 189V190H122ZM240 189V190H239ZM256 189V190H255ZM260 189V190H259ZM8 190V191H7ZM55 190V189H54ZM129 190V191H128ZM236 190V191H235ZM242 190V191H241ZM32 191L33 190H31V195L29 194V197H30V199H32V198H34L35 197V199H36V197H38L39 195H40V193H39V191L38 190H34L33 192H37L36 194L38 195V196H34L35 194L33 193L32 194ZM58 191V189L56 188V190H55V192H57ZM121 191V192H120ZM123 191V192H122ZM245 191V194L247 193V195L246 196H244V194L242 193V192H244ZM79 193L80 191H76V193ZM236 192V193H235ZM241 192V194H239V193ZM256 192V193H255ZM54 193V191L52 192V193H50V192H48L47 193V195H49V194H53ZM75 193V194H76ZM77 193V194H78ZM110 193V192H109ZM118 193H119V195H121V196H119L118 195ZM121 193V194H120ZM181 193V194H180ZM190 193V194H189ZM216 194H218V193H220V191L219 190H217L216 192H215ZM237 193H238V195H237ZM106 194H108V192L106 193V192H102L98 197H99V200H100V198L101 199H104V200H106L107 199V197H108V195L106 196ZM111 194H113V193H111ZM181 196H180V195ZM254 194V195H253ZM8 195H11V193H10V190L9 189H6V194H5V196H8ZM51 195H50V197H51ZM57 195V194H53L52 196L53 197H55V196ZM103 195H105V197L103 196ZM124 197H123V196ZM131 196V198H130V196ZM177 195V196H176ZM183 195V196H182ZM185 195H187V196H189L188 198L185 196ZM241 196V198H240V196ZM250 195V199L248 200V196ZM253 195V197H251ZM185 196V197H184ZM256 197V199H255V197ZM260 197L259 198V200H258V198L257 197ZM119 197H121V198H119ZM127 197H128V199H127ZM135 197V198H134ZM137 197V198H136ZM159 196H157V198H158ZM160 197H162V196H160ZM181 197H183V198H181ZM244 197L245 198H247V200L248 201H246V199H244ZM196 198H198L199 200L198 201H200V203L198 202V201H195V199ZM242 198L244 199V200H242ZM254 198V199H253ZM131 199V200H130ZM161 199L163 200V201H161ZM253 199V200H252ZM117 200V201H116ZM64 201V200H63ZM126 201H128L129 203H130V201H132L130 204L128 203V202H126ZM194 203H193V202ZM250 201V202H249ZM262 201H263V205L261 204L262 203ZM161 202H163V204L161 203ZM166 202V201H165ZM189 202V203H188ZM233 202H236V204L234 203L233 204ZM244 202V203H243ZM254 204H253V203ZM178 203V204H177ZM195 203H197V204H195ZM22 204V203H21ZM61 204H64V203H61ZM119 204V205H118ZM121 204H123L124 205V207H126V209L121 205ZM125 204H127V205H125ZM182 204H184V205H182ZM187 204V205H186ZM189 204V205H188ZM200 204V205H199ZM97 205V204H96ZM110 205V206H109ZM118 205V206H117ZM177 205H179V206H177ZM186 205V206H185ZM229 205H230V207H229ZM247 206L246 208H244V206ZM261 205H262V208L259 210V207H261ZM1 206H3L2 204H0V207ZM36 206V207H35ZM35 206H31V208L28 210V207L29 206H27V208H25L28 212H32V214H33V217H36V219H35V221L34 222H36L37 221V218H38V215H42V213H43V210L41 209V206L39 205H35ZM121 206H122V208H121ZM148 206V207H147ZM243 206V207H242ZM14 207H16V205H14L13 206V208L12 207H9L8 208V212L5 214V215H3V217L5 216L7 219H6V221L7 222H9L10 220H12V221H10V223H11V225H12V227H14L13 229L15 230V232H14V230H13V232H12V235H14V236H21V232L23 233H25V234H27L26 233V228L24 227V228H22L23 226H24V224H22V227L20 228V224L18 223V221L17 220H19L20 218H22V217H24L26 214L24 213V211L22 212H20V210L19 209H21V210H23L24 209V207L23 206H20V208L18 209L19 211H18V216H14L13 215V213H16V211H15V208ZM120 207V208H119ZM129 207V208H128ZM188 207V209H186ZM234 209H236V210H238V208H241V210H243V209H245V211L243 212V213H240V211L236 214V212L235 211H231L232 210V208ZM254 208L253 210H252V208ZM33 208V209H32ZM112 208V209H113ZM117 208H119V210L117 209ZM130 208H131V210H130ZM133 208V209H132ZM151 207L149 206V205H146V207L144 208L145 209V211L146 212H148V210H151L150 209ZM185 208V209H184ZM0 209H3V207L2 208H0ZM5 209V208H4ZM24 209V210H25ZM38 209V210H37ZM40 209V210H39ZM118 211H117V210ZM124 210V211H122V210ZM129 209V210H128ZM135 209V210H134ZM159 209H161V208H159ZM230 209V210H229ZM247 209V210H246ZM36 210V211H35ZM122 211V212H119V211ZM158 210V211H157ZM185 210V211H184ZM220 210V211H219ZM222 210V211H221ZM252 210V211H251ZM188 211H189V213H188ZM259 211V214H255L256 212H258ZM11 212V216H8V215H10L9 213ZM27 212V213H28ZM34 212H37V213H34ZM40 212V213H39ZM184 212H186V213H184ZM191 212V213H190ZM197 212V211H196ZM220 212H223L224 214H226V215H224V214H220ZM226 212V213H225ZM249 212H251V213H249ZM120 213V214H119ZM125 213V214H124ZM219 214V217H218V214ZM229 213V214H228ZM260 213H261V215H260ZM119 214V215H118ZM153 214V213H152ZM151 214V215H152ZM189 214H191V215H189ZM195 216H194V215ZM161 215V216H160ZM176 215V216H175ZM180 215V216H179ZM185 215V217H188V215H189V217L190 218H188L186 221H185V217H183ZM213 215H214V217H213ZM241 215L244 217H241ZM246 215V216H245ZM250 215V216H249ZM252 215V216H251ZM255 215V216H254ZM9 218H8V217ZM157 216V217H156ZM192 216V217H191ZM199 216V217H198ZM220 216H224V217H221L222 218V221H223V219H224V221L222 222L221 221V218H220ZM249 216V217H248ZM262 216V217H261ZM19 218V219H16V218ZM109 217H111V216H109ZM108 217V218H109ZM113 217V218H114ZM161 217V218H160ZM165 217H167L166 219H165ZM181 217H183V218H181ZM227 217V219L229 220L227 223H226V218ZM248 217V218H247ZM251 217V218H250ZM108 218H107V221H108ZM155 219L154 221H156V222H154L152 219ZM160 218V219H159ZM170 218V219H169ZM174 218H176V219H174ZM195 218H197V219H195ZM200 219V221H199V219ZM206 218V219H205ZM238 218V219H237ZM253 218L255 219V220H253ZM8 219H10V220H8ZM179 219V220H178ZM183 219H184V221H183ZM211 221H210V220ZM231 219V220H230ZM109 220L110 221H112V217L111 218H109ZM121 220V219H120ZM123 220H126L125 218L123 219ZM158 220V221H157ZM177 220V221H176ZM180 220H182V221H180ZM196 220H198V221H196ZM207 220V221H206ZM213 220V221H212ZM232 220H233V224L231 225V223H232ZM245 220V221H244ZM260 220V221H259ZM15 221H17V223H15ZM154 223H153V222ZM177 222V225H178V227H177V225H176V227H174V224H176V222ZM231 221V222H230ZM151 222H152V224H151ZM179 222H181L180 224H179ZM189 222V226L187 225V223ZM197 222V223H196ZM201 222H205L204 224H206V226L204 225H201ZM206 222H208V223H206ZM218 224H217V223ZM54 223V225H53V227L51 228V231L49 232V235L50 236H54V238H53V245H55L56 247H60V245L62 244V242H64V244H63V248L65 247V249H63V248H61L62 250H60L61 251V254H63L64 256L63 257H67L68 255H70V253L71 254H73V253H77L78 252V248H76V244L78 245V246H80V244L77 242L76 244H75V248H73L72 249V245H70V243H68L69 242V240H67L68 239V234L70 233V231H68L69 230V228H67V227H65V225L67 224V223H63V226L64 227H61V226H56L55 225V223H58L56 220L53 222ZM172 223V224H171ZM195 225H194V224ZM240 223H241V225H240ZM18 226H17V225ZM158 224V225H157ZM193 224V225H192ZM198 224V225H197ZM235 224V225H234ZM238 224V225H237ZM62 225V224H61ZM96 224H91V226H95ZM156 225V227L154 228V226ZM168 225H169V227H168ZM187 227H186V226ZM199 225L201 226V227H199ZM221 225V226H220ZM223 225V226H222ZM253 225V226H252ZM15 226H17V227H15ZM179 226H180V228H179ZM183 226H185V228H182ZM192 226H193V228H192ZM198 226V227H197ZM202 226L205 228H208L207 229V231H206V229L204 230V228H203V230H201L202 229ZM218 226V227H217ZM233 226H235V227H233ZM236 226H238V227H236ZM172 227V228H171ZM221 227H223V228H221ZM229 227V228H228ZM18 228H20L21 229V231H20V229H18ZM152 228V229H151ZM169 228V229H168ZM173 228H177L175 231H173L172 229ZM190 228V230H188ZM199 228H201V229H199ZM23 229V230H22ZM58 229V230H57ZM68 229V230H67ZM132 228H130V230H131ZM151 229V230H150ZM185 229V230H184ZM198 229V230H197ZM60 230V231H59ZM150 230V231H149ZM154 230V231H153ZM179 230L181 231L182 230V232H179ZM186 230H187V232H186ZM193 230V231H192ZM244 230V231H243ZM245 230H246V232H245ZM16 231H18V232H16ZM20 231V232H19ZM53 231H56V232H53ZM169 231V233H167ZM171 231H173L174 233H172V234H174L173 235V237L174 238H172V234L170 233ZM186 232V233H184V232ZM191 233H190V232ZM197 231V232H196ZM239 231H240V233H239ZM53 232V233H52ZM58 232H60V233H62L61 234V238H60V235H57L56 233H58ZM147 232V233H146ZM151 233L152 234V236H151V234H148V233ZM164 232H166V233H164ZM154 233V234H153ZM155 233H157V234H155ZM162 233V234H161ZM164 233V234H163ZM176 233V234H175ZM179 233L181 234V235H179ZM200 233V234H199ZM203 233V234H202ZM209 233V234H208ZM52 234V235H51ZM55 234V235H54ZM146 234L148 235V236H150V237H147L146 236ZM170 234V235H169ZM205 234V235H204ZM210 236H208V235ZM64 235L66 236V237H64ZM134 235V234H133ZM155 235H158V236H155ZM161 235V236H160ZM168 235H169V237H168ZM179 236L178 238H177V236ZM196 235V236H195ZM231 235H233V236H231ZM139 236H140V238H139ZM167 237L168 239L169 238H172V240L171 239H169V240H167V241H164V240H166V238H164V237ZM176 236V237H175ZM203 236V237H202ZM230 236H231V238H230ZM236 236V237H235ZM153 237V238H152ZM157 237V238H156ZM160 237V238H159ZM186 237V238H185ZM192 237H193V239H192ZM207 239H205V238ZM207 237H209V239L207 238ZM223 237V238H222ZM235 237V238H234ZM248 237V238H247ZM20 238V237H19ZM142 238L144 239V240H142ZM145 238H147V241H145ZM155 238V239H154ZM159 238V239H158ZM162 238V239H161ZM163 238H164V240H163ZM180 238L182 239V240H180ZM187 238H188V242H187ZM190 238V239H189ZM131 239V240H132ZM139 239H141L142 241H140ZM161 239V240H160ZM176 239V240H175ZM225 239V240H224ZM232 239V240H231ZM64 240V241H63ZM151 240V241H150ZM193 241V243H192V245H189L192 241ZM212 240V241H211ZM252 240H253V242H252ZM163 241V243H159V242H162ZM175 241H176V244H175ZM189 241H190V243H189ZM215 241V242H214ZM217 241V242H216ZM152 242H154L153 244H152ZM159 244H158V243ZM170 242L171 243V245H170V243L168 244V243ZM182 242V243H181ZM185 242V243H184ZM209 242V243H208ZM212 242H214V243H212ZM67 243H68V245H70V246H68L67 245ZM139 243H142V244H139ZM150 243V244H149ZM167 243V245H164V244H166ZM182 245H181V244ZM187 243H189L188 244V246H186V244ZM225 243V244H224ZM148 244H149V246H148ZM160 244H161V247H160ZM163 244V245H162ZM178 244H180V245H178ZM184 244V245H183ZM6 245V249H7V253H9V259H5L7 262L10 260V261H12V263H10L9 262V264H18V258H23L24 257V252L22 251V250H19V249H17V247H15V246H10V244H5ZM140 245V246H139ZM147 246V247H145V246ZM176 248V246L175 245H177V247L180 249V251L178 252V248H176V249H178V250H176V251H174L173 250V246ZM215 245V246H214ZM223 245H224V247H223ZM227 245V246H226ZM8 246H10V247H8ZM77 246V247H78ZM139 246V247H138ZM143 246V247H142ZM150 246L152 247V250H151V253H149V254H151V255H149L150 257H148V252H149V249L147 250L146 248H150ZM155 246H157V248H155ZM164 246V247H163ZM166 246V247H165ZM172 246V247H171ZM190 246V247H189ZM236 246V247H235ZM243 246V247H242ZM71 249H70V248ZM73 247H74V245H73ZM155 249H154V248ZM160 247V249L158 250V248ZM167 247H169L168 249H167ZM181 247H182V249H181ZM194 249H193V248ZM197 247V248H196ZM223 247V248H222ZM234 247V248H233ZM144 250H143V249ZM174 248V249H175ZM225 248H226V250H225ZM233 248V249H232ZM237 248V249H236ZM15 249V250H14ZM69 249L71 250L70 251V253H69ZM151 249V248H150ZM192 249V250H191ZM199 249V250H198ZM73 250H74V252H73ZM141 250V251H140ZM157 251V252H155V251ZM163 250V251H162ZM164 250H167V251H165L164 252ZM173 250V251H172ZM196 250V251H195ZM225 250V251H224ZM63 251V252H62ZM146 251V252H145ZM158 251H159V253H160V251L162 252L161 253V255L158 253ZM237 251V252H236ZM263 251V252H262ZM73 252V253H72ZM117 252V253H116ZM142 252H145V253H142ZM154 252V253H153ZM176 252V253H175ZM194 252V253H193ZM196 252H198V253H196ZM225 252V253H224ZM239 252V253H238ZM244 252V253H243ZM252 252V253H251ZM6 253V255H8ZM17 253V254H16ZM64 253H66V254H68L67 256H66V254H64ZM120 253V254H119ZM133 253V252H132ZM158 253V256L156 257L155 256V258H154V256L153 255H155V254H157ZM168 255H167V254ZM174 253V254H173ZM190 253V254H189ZM201 253V254H200ZM209 253V254H208ZM214 253V254H213ZM229 253V254H228ZM11 254V255H10ZM115 254H116V256H115ZM130 254V255H129ZM134 254V253H133ZM143 254V255H142ZM144 254H145V256H144ZM177 254V255H176ZM194 254V255H193ZM228 254V255H227ZM237 254H238V256H237ZM124 255H125V257H124ZM128 255H129V258L131 259H127V257H128ZM165 255V256H164ZM171 255V256H170ZM178 255H180V256H178ZM188 255H189V257H188ZM191 255V256H190ZM193 255V256H192ZM17 256V257H16ZM120 256V257H119ZM143 256V257H142ZM173 256H177L176 258L178 259H175ZM196 256V257H195ZM15 257V258H14ZM133 257V258H132ZM163 259V261H162V259ZM164 257H167V258H164ZM6 258H8V256L6 257ZM123 258H125V259H123ZM161 259V261H160V259ZM182 258L184 259V260H182ZM185 258H186V260H185ZM208 258V259H207ZM220 258V259H219ZM235 258V259H234ZM256 258V259H255ZM259 258V259H258ZM118 259V260H117ZM126 259H127V261H126ZM180 259V260H179ZM202 259H203V261H202ZM107 260H109L108 262H107ZM112 260V261H111ZM148 260V261H147ZM157 260H158V262H157ZM168 260V261H167ZM172 260H174V261H172ZM209 260V261H208ZM219 260V261H218ZM227 260H228V262H227ZM118 261V262H117ZM130 261H132V262H130ZM139 261V262H138ZM141 261V262H140ZM156 261V262H155ZM166 261V262H165ZM192 261V262H191ZM198 261H201V262H198ZM263 261V262H262ZM62 262V261H61ZM87 262V261H86ZM91 262V264L93 263V264H95L94 262H92V261H90ZM89 261L86 263V264H88V263H90ZM122 262V263H121ZM130 262V263H129ZM188 262V263H187ZM262 262V263H261ZM63 264H65V263H68V264H72L71 263V261H69L68 262V259L66 260V259H64V261L62 262ZM2 264H4V262H2Z\"/></svg>", "mask_w": 264, "mask_h": 264}]
</instances>
